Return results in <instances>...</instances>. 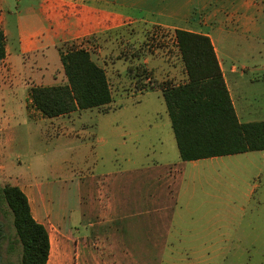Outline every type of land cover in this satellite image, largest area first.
<instances>
[{
    "label": "rangeland",
    "instance_id": "374dc122",
    "mask_svg": "<svg viewBox=\"0 0 264 264\" xmlns=\"http://www.w3.org/2000/svg\"><path fill=\"white\" fill-rule=\"evenodd\" d=\"M39 9L40 0H0L15 72L7 64L0 66V90L3 84L27 81L38 69L59 64L54 48L41 58L43 67L31 57L24 62L19 51L18 35L42 32L45 22ZM72 20L65 12L59 30L51 35H62V40L79 35L82 22L74 20L72 28ZM116 26L102 22L94 30H83V35H91L84 42L59 44V54L76 46L89 48L94 60H103L112 92L107 112L89 109L64 120L69 121V136H54L50 120L25 107L28 91L20 85L0 93V187H19L34 213L61 205L67 210L86 207V198L92 197L88 183H99L110 173L180 162L161 91L151 88L183 83L174 31L147 23ZM129 65L142 66L155 83L142 79L138 84L135 71L127 70ZM231 65L251 69L247 76L252 84L238 92L244 111L241 121L264 122V43L242 44L237 56L225 58V67ZM182 190L162 264H264V151L204 160L196 167L187 164ZM93 197L96 201L97 194ZM20 258L13 216L0 196V264H19Z\"/></svg>",
    "mask_w": 264,
    "mask_h": 264
},
{
    "label": "crops",
    "instance_id": "0c3cea01",
    "mask_svg": "<svg viewBox=\"0 0 264 264\" xmlns=\"http://www.w3.org/2000/svg\"><path fill=\"white\" fill-rule=\"evenodd\" d=\"M67 11L73 18L71 24L79 19L82 29L79 35H68L69 38L62 40V35L51 34L53 30H59L57 24L61 23ZM38 13L45 22L42 32L32 37L22 33L18 35L22 59L26 62L31 57L35 65L43 67L45 62L41 58L46 59L47 52L54 48L59 64L45 71L38 69L27 81L3 84L4 89L0 93L12 92L19 85L27 92L32 86L64 84L66 79L60 62L59 44L73 39L84 42L91 35H83V30H94L102 22H114L116 28L147 23L173 31L201 34L211 40L233 108L239 122L243 123L244 111L238 92L248 83L252 84L247 76L251 69L234 65L227 68L225 58L237 56L242 44L264 43V0H40ZM72 28H75V22ZM0 29L5 36L6 52L0 66L7 64L14 74L11 48L2 28L1 15ZM25 54L28 56L24 57ZM94 61L106 69L105 62L99 57ZM110 66L115 69L114 64ZM181 79L183 82L186 80L184 71ZM25 102V107L29 105L34 109L29 96ZM80 112L51 119L40 116L42 120H50L54 136L60 137L70 135L69 121L64 120H71ZM179 161L175 165L113 172L99 183L89 182L87 193L92 197L86 198L87 205L83 208L67 210L61 205L45 207L41 213H34L31 209L33 218L48 233L50 251L46 264H162L164 249L171 241L174 207L182 194L186 195L188 191L187 188L182 190L186 166L192 164L196 167L204 160L183 162L179 157ZM83 217L91 221L84 222ZM178 237L175 241H179Z\"/></svg>",
    "mask_w": 264,
    "mask_h": 264
},
{
    "label": "trees",
    "instance_id": "16d2710c",
    "mask_svg": "<svg viewBox=\"0 0 264 264\" xmlns=\"http://www.w3.org/2000/svg\"><path fill=\"white\" fill-rule=\"evenodd\" d=\"M174 40L186 80L151 88L161 91L180 160L194 162L264 151V122H239L211 40L183 30L174 31ZM5 56V36L0 29V64ZM60 62L66 82L32 86L28 91L31 106L47 119L89 109L107 112L112 102L109 80L91 52L71 46L60 54ZM127 70L135 71L138 84L142 79L155 83L142 66L133 69L129 65ZM141 89L137 87V91ZM0 196L13 216L21 245L19 264H46L48 233L33 218L26 195L19 187L6 185L0 187Z\"/></svg>",
    "mask_w": 264,
    "mask_h": 264
}]
</instances>
